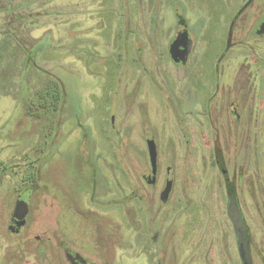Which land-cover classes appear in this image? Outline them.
Returning a JSON list of instances; mask_svg holds the SVG:
<instances>
[{
	"label": "rangeland",
	"instance_id": "rangeland-1",
	"mask_svg": "<svg viewBox=\"0 0 264 264\" xmlns=\"http://www.w3.org/2000/svg\"><path fill=\"white\" fill-rule=\"evenodd\" d=\"M246 2L0 0V264L64 258L63 246L91 257L88 264H159L158 228L163 264H243L231 190L253 264H264V99L238 136H227L196 111L200 94L190 98L186 80L171 88L165 78L177 76L168 51L177 7L194 30L196 72L223 51ZM263 19L264 0H254L221 63L239 68L242 84L264 97V37L255 34ZM56 85L58 109L37 94ZM150 136L159 153L155 185L146 182ZM168 166L173 190L163 202ZM27 193V223L14 233L11 217Z\"/></svg>",
	"mask_w": 264,
	"mask_h": 264
},
{
	"label": "flooded vegetation",
	"instance_id": "flooded-vegetation-1",
	"mask_svg": "<svg viewBox=\"0 0 264 264\" xmlns=\"http://www.w3.org/2000/svg\"><path fill=\"white\" fill-rule=\"evenodd\" d=\"M158 0H156L157 2ZM161 1V0H160ZM248 2V0H247ZM246 2V3H247ZM254 0L250 3V5L238 16H236L232 19L229 29L227 32V40L225 43V47L222 52L216 54V57L211 59L210 57L207 63H198V69L196 72L192 69L191 61L193 60V56L195 53V47H196V37L194 34V30L190 26L187 18L183 14L182 10L180 8H176V17H177V30L172 38V40L169 43L168 51L169 56L171 58V61L173 62L174 68L176 70V79L172 77L171 74L166 73V83L169 87L174 88L177 86L178 82L185 81L186 80V87L188 88V92L191 93V97L197 98L195 95L200 94V107L199 110H196L202 116H207L210 118V126H212L216 130H223L225 135L230 136L234 135L235 137L238 136V132L242 130V120L243 117L248 118L250 117L249 110L253 109V104L255 103V100H257V97H260L264 99V97L261 94H257V89L253 86H251L254 89V94L252 96H249L248 94H245V92L252 91V88H250L249 85H243L241 82V70L239 68H230L227 65L221 63L223 59H225L228 55V53L233 49L235 44V30L238 26V21L240 17L243 15L245 11L248 10V8L253 4ZM157 5V4H156ZM157 8V6H156ZM156 8L152 13L153 19L155 18ZM239 12V11H238ZM236 18V20H235ZM233 36L232 38L229 37V31L231 28V25L233 24ZM264 20V19H263ZM260 21L258 24V28L255 31V34L258 36H263L264 34H258L257 30L259 29L261 23ZM187 31V36H182L181 33L183 31ZM200 31H198L199 33ZM177 42L179 44V47L176 48V59L173 58L171 55V45L173 43ZM183 43H186V47L188 48V54L185 51V47ZM181 44V45H180ZM208 51V53H207ZM205 52L206 55L210 56V48L208 46V50L206 49ZM194 68V67H193ZM163 74V73H162ZM154 75V74H153ZM157 74H155V77ZM225 77V78H224ZM193 79H202L203 83L202 86L199 84L196 85L194 83ZM157 80V84H158ZM249 84V82H247ZM197 87H199L197 90ZM242 87L244 89H242ZM201 90L202 93H201ZM205 93V96L203 95ZM207 94V95H206ZM206 124V121H205ZM249 125V123H248ZM247 127H244L246 129ZM153 139L155 141L157 150H158V144L156 142V139L154 136H150L146 139L147 146L148 141ZM228 138H226L227 141ZM148 157L149 162L151 166V174L146 176V182H148L150 176L152 175V165L150 160V153L148 148ZM223 158V157H222ZM221 158V159H222ZM220 159V158H219ZM220 159V161H221ZM172 167L168 166L167 172L170 174L169 178L166 179V184L169 180H173L174 178L171 175ZM158 174H159V153H158ZM158 174H157V180H158ZM157 181L153 184L149 183L150 185H155ZM165 188V187H164ZM173 190V188H172ZM31 192V191H30ZM172 193V191H171ZM170 193V195H171ZM29 195V210H30V193H27ZM17 206V205H16ZM16 209V208H15ZM14 209V211H15ZM14 211L11 217V223L10 227L15 228L18 224L16 221H13ZM29 214V212H28ZM28 214L26 216V221L28 218ZM20 227L19 231H13L14 233H20L24 226ZM161 230L158 228L155 232V234L152 236V243H153V250L157 254V258H159L158 262L159 264H163V259L166 258L167 255H165L166 249L162 247V240L161 237ZM250 234V233H249ZM66 244V243H64ZM64 249V258H41L40 264H47L49 259H53V261L56 262V264H88L87 258H91L89 256H86L84 254L79 253L71 246H63ZM82 259V261H81ZM84 260V261H83ZM25 258L17 259L16 261H7V264H26ZM90 264H104L102 261L98 263V261H92Z\"/></svg>",
	"mask_w": 264,
	"mask_h": 264
},
{
	"label": "water",
	"instance_id": "water-1",
	"mask_svg": "<svg viewBox=\"0 0 264 264\" xmlns=\"http://www.w3.org/2000/svg\"><path fill=\"white\" fill-rule=\"evenodd\" d=\"M252 1L253 0H248V2L245 3L244 6L239 10L236 17H238L250 5ZM235 20L233 21V24L231 25V28L229 31L230 38H232L233 36V25H234ZM257 33L264 34V20L261 23L259 29L257 30ZM181 35L187 36V31L186 30L183 31ZM183 45L185 47V51L187 50L186 53L188 54V48L186 47V43H183ZM177 47H179V44L177 42L171 45V55L173 56L175 60H177L176 51H175ZM148 148H149L150 160H151V165H152V175L150 176L148 182L153 184L157 181V174H158V150H157L155 141L153 139L148 141ZM172 188H173V180H169L164 190L161 193V200L163 202L168 201ZM28 212H29V195L26 194L25 196L20 198L16 206V209L14 211L13 221H16L18 224L16 225L15 228L14 227L11 228V230L13 231L20 230V227L23 226L26 222V216ZM228 213L233 222L235 234L237 236L238 249H239L242 262L243 264H253L252 249H251L250 234H249L248 226L243 217V213H242L241 207L238 203V199L235 193L230 196Z\"/></svg>",
	"mask_w": 264,
	"mask_h": 264
},
{
	"label": "trees",
	"instance_id": "trees-1",
	"mask_svg": "<svg viewBox=\"0 0 264 264\" xmlns=\"http://www.w3.org/2000/svg\"><path fill=\"white\" fill-rule=\"evenodd\" d=\"M37 94L39 97H41L43 100H41V103L43 105H46V103H49V104H53L54 105V108L55 109H58V106L59 104L61 103V96H62V93H61V89L58 85L56 86H44L43 88H40L38 91H37ZM52 95L53 99L52 101L48 102L47 99L45 97H47V95ZM45 98V99H44ZM232 191V194H234V191Z\"/></svg>",
	"mask_w": 264,
	"mask_h": 264
}]
</instances>
